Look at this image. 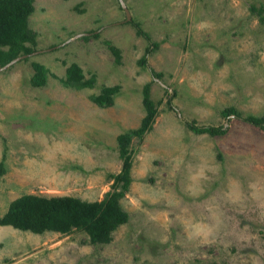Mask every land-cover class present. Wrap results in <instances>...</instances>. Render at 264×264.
I'll list each match as a JSON object with an SVG mask.
<instances>
[{
  "label": "rangeland",
  "instance_id": "374dc122",
  "mask_svg": "<svg viewBox=\"0 0 264 264\" xmlns=\"http://www.w3.org/2000/svg\"><path fill=\"white\" fill-rule=\"evenodd\" d=\"M120 1L128 20L119 0H32L33 52L0 67V215L22 194L102 199L121 164L116 136L138 126L149 82L156 115L127 146V221L97 244L80 230L0 225V264H264V129L220 115L264 116V15L248 10L264 0ZM32 61L47 70L41 86ZM71 63L90 87L60 83ZM113 85L110 106L90 100Z\"/></svg>",
  "mask_w": 264,
  "mask_h": 264
},
{
  "label": "trees",
  "instance_id": "16d2710c",
  "mask_svg": "<svg viewBox=\"0 0 264 264\" xmlns=\"http://www.w3.org/2000/svg\"><path fill=\"white\" fill-rule=\"evenodd\" d=\"M33 10L32 0H0V67L19 55H29L33 52L34 34L27 28V17ZM249 12L264 15V5L252 4ZM135 32L148 40V35L143 33L137 23L131 22ZM87 39V36H83ZM149 41V40H148ZM25 42L29 44L26 45ZM150 42L146 45L140 57L139 64L146 66V54L149 52ZM153 45V43H151ZM113 54L118 59V52L111 47ZM33 73L29 78L32 86H41L45 83L46 68L36 62L30 63ZM151 78H158L160 74L148 69ZM92 76L84 78L81 69L74 63L69 64L60 83L66 87L84 88L92 84ZM118 90L116 85L102 86L97 94H92L90 100L97 106H110L112 97ZM174 91L168 94L165 104L171 109V99ZM141 104L143 116L137 127L128 129L116 136L118 156L121 164L118 172L108 173L111 180L110 188L104 193L102 199L85 201L74 196L54 195L42 196L35 194H22L10 200L5 211L0 215V225L10 226L21 231L40 234L44 231L67 233L70 230L83 231L92 244L106 243L111 238L112 231L120 224L125 223L128 214L122 209L119 199L127 191L131 181L130 166L131 155L127 149L132 136L141 137L150 130L156 115V106L149 97V82L141 88ZM223 117L233 116L252 126L264 129V116L252 114L240 115L232 106L220 110ZM185 127L194 133H205L209 136H218L226 133L222 125H199L193 120H185ZM218 157L219 154H217ZM3 155L0 158V173L3 172Z\"/></svg>",
  "mask_w": 264,
  "mask_h": 264
},
{
  "label": "water",
  "instance_id": "95a60500",
  "mask_svg": "<svg viewBox=\"0 0 264 264\" xmlns=\"http://www.w3.org/2000/svg\"><path fill=\"white\" fill-rule=\"evenodd\" d=\"M119 4L121 6V8H123L124 12H125V20H128V13H127V10L125 9V7L123 6V3L119 0ZM80 35V34H79ZM26 55H19V56H16L15 58L11 59L7 64H5L4 66L6 65H9L11 63H13L14 61H17L23 57H25ZM2 66V67H4Z\"/></svg>",
  "mask_w": 264,
  "mask_h": 264
}]
</instances>
